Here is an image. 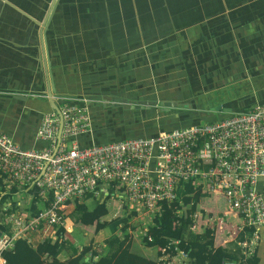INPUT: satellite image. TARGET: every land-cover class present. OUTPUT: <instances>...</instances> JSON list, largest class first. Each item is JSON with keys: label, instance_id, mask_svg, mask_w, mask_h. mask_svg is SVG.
Returning a JSON list of instances; mask_svg holds the SVG:
<instances>
[{"label": "built area", "instance_id": "2783aa9c", "mask_svg": "<svg viewBox=\"0 0 264 264\" xmlns=\"http://www.w3.org/2000/svg\"><path fill=\"white\" fill-rule=\"evenodd\" d=\"M53 100L63 121L58 146L59 118L53 110L42 117L38 127L36 137L43 144L39 149H22L0 131V178L5 191L26 187L34 189L42 201L49 200L35 219L14 211L0 223L4 227L0 229V264H5L1 254L11 250L15 240H28V232L52 240L59 237L55 229L71 233L60 213L86 195L102 202L110 196V188L111 196L119 193L120 208L123 203L137 215L143 213L148 225L157 215L180 217L171 205L182 185L188 184L194 194L222 197L229 209L222 216L206 212L200 202L184 207L190 211L192 232L209 229L215 237L230 238L253 230L249 239L239 243L246 251L258 240L264 227V103L202 125L79 146L78 137L91 133L89 101L55 95ZM229 213L239 217L240 226L226 223ZM145 232L146 228L141 235ZM178 243L171 240L158 247L156 264H185L187 253Z\"/></svg>", "mask_w": 264, "mask_h": 264}, {"label": "crops", "instance_id": "0c3cea01", "mask_svg": "<svg viewBox=\"0 0 264 264\" xmlns=\"http://www.w3.org/2000/svg\"><path fill=\"white\" fill-rule=\"evenodd\" d=\"M53 1V9L43 26L51 0H0V131L22 149L43 146L36 134L42 117L50 111L41 31L53 95L84 98L89 101V110L99 99L110 104L112 100L121 99L144 101L121 98L120 79L124 75V65L128 61H140L142 54L152 60L160 46L173 51L170 38L173 29L180 30L184 39H178L181 43L195 40L196 58L207 72H225L219 69L224 65L222 59L238 56L243 57L242 64H249V74L255 73L264 79V0ZM234 11L243 14L229 16ZM221 16H226L224 21L218 20ZM190 31L196 32L192 35ZM238 66L230 65L233 69ZM100 91L109 94L98 98ZM255 92L261 97V103L245 110L264 103L263 92ZM154 101L159 99L146 103ZM146 107L144 109H155ZM45 108L49 111L43 114ZM224 113L227 112L219 119L231 115ZM191 117L196 121L193 124L210 122L206 121L210 113ZM171 119L168 120L172 122ZM164 122H159L161 128H156L154 131L160 130L155 133L168 130ZM83 136L78 137V142ZM88 136L91 141L95 139L94 134ZM148 136L152 134L145 137ZM23 198H16L17 206L26 204L27 197ZM201 206L208 213L224 215ZM225 221L232 226L241 225V220L233 213L227 214ZM257 236L258 240L250 245L249 251L245 250V254L247 257L255 255L258 264H264V227ZM236 237L217 236L216 246L227 245ZM38 238L43 240L42 236ZM29 240L33 242L36 238L29 236ZM198 264H208V258L202 257Z\"/></svg>", "mask_w": 264, "mask_h": 264}, {"label": "rangeland", "instance_id": "374dc122", "mask_svg": "<svg viewBox=\"0 0 264 264\" xmlns=\"http://www.w3.org/2000/svg\"><path fill=\"white\" fill-rule=\"evenodd\" d=\"M235 14L241 15L243 13L234 11L229 16L233 17ZM225 17L221 16L218 20L224 21ZM187 31L185 33H188ZM195 32L190 31L192 35ZM181 37L180 30L173 29L170 35V38L173 39V51L172 49L166 51L165 46H160L157 49L158 54L152 60L148 59L147 55L142 54L140 55V61H128L124 65V75L120 79V83H122L121 88H123L121 89V98H136L144 101L159 99V101H156L157 108L150 110L140 108L127 109L111 106L110 103L106 101L102 102L99 99L98 103L96 105L91 104L92 109L88 110L91 125L90 134H94L95 139L91 141L88 136L90 134L88 133L81 138L82 141L78 143L79 146H86L92 143H108L128 137L153 135L160 130L154 131L156 128H161L159 122L164 121V126L168 127L166 129L174 128L175 126L192 125L196 121L192 119L191 115L201 116L210 113V118L206 119V121L211 122L218 120L223 113H220V110L216 111L217 107L229 109L232 112L224 114L233 115L261 101V97L255 94V91H262V95H264V90H259L264 88V79H261L255 73H248L247 66L249 64H242L243 57L231 56L228 60L223 58L224 65L219 66V69L223 68L225 72H207V69H203V63L196 58L197 46L195 40L192 43H185ZM179 38L183 39L182 43L178 40ZM135 59H137L136 56ZM132 64L133 66L130 67ZM237 64L239 66L235 69L230 67V65L236 67ZM230 69L234 72L230 71ZM113 80L119 79L114 78ZM204 80L206 81L204 82ZM105 94L109 93L100 91L98 98ZM115 95L119 96L118 94ZM161 99H165V101ZM167 100L183 104L184 107L180 109L169 107L168 110L159 107L161 102H166ZM49 110V112H52L51 107ZM48 111L45 108L43 114ZM175 115L177 119H174ZM10 117H14V115L10 114ZM172 117L173 119H171ZM168 119H171L172 122ZM67 146H70V143ZM20 196L21 194L17 195L16 198ZM111 197L114 200H107L106 210L108 214L100 219V224L103 221H109L124 214L123 203L122 208H120L119 193L116 191ZM96 200L98 203L100 202V199ZM200 204L206 210L212 209L219 212L229 210L220 196L202 199ZM65 220L67 221V219ZM146 221L143 213L138 214L132 220V225L136 228L135 231H132V245L135 247L136 253L150 258L154 257V249L145 248L140 241L141 232H144V229L147 227ZM97 229V222L93 225L88 224L79 230H74L72 234H68L67 238L72 240L73 244L79 248H81L80 245L74 242L76 241V237L79 242L84 241L86 244L101 246L108 236V230L97 231ZM63 257L66 258L67 255L62 254ZM58 258L62 260L61 256Z\"/></svg>", "mask_w": 264, "mask_h": 264}, {"label": "trees", "instance_id": "16d2710c", "mask_svg": "<svg viewBox=\"0 0 264 264\" xmlns=\"http://www.w3.org/2000/svg\"><path fill=\"white\" fill-rule=\"evenodd\" d=\"M34 192V189L27 190L26 187L19 188L17 186H14L10 192H6L3 178H0V222L3 224L5 216L17 210L27 213L28 219H35L48 206L49 200L42 201ZM109 192L111 196L113 190L110 188ZM16 194L27 197L25 205L17 206ZM110 196L98 203L92 195H86L83 200L69 204L66 207L67 211L65 209L60 213L71 225L72 232L96 222L97 231L107 229L108 236L101 246L86 244L84 241L79 242L76 237L74 242H77L81 248L76 247L73 241L67 238V235L72 232L67 233L61 228L55 229L59 236L57 240L46 237L40 241L38 236L41 235L31 231L28 232V238L29 236L36 238V241L17 239L14 241L13 248L5 250L1 254V258L5 264H156L157 248L165 246L171 240H178L179 249L187 253L185 264H198L202 257L208 258V264H224L227 261L235 264H258L255 255L247 257L245 250L239 246L245 237L248 239L251 237L253 230L245 229L237 235L235 240L223 246H216L215 236L209 229L199 233L191 231L190 211L184 210L183 207H187L191 203H198L206 196L199 193L194 194L188 184L182 185L171 205L176 207L180 217L157 215L147 225L146 235L140 236L142 245L155 251L154 257L150 258L136 253L135 247L132 245V231L136 230L132 225V220L137 215L134 209H130L124 204L122 216L103 221L100 224V219L108 214L106 202ZM49 198L50 196H48ZM5 208L7 209L3 210ZM169 212L171 213V211ZM4 226L8 231L10 230L8 224ZM0 229H4V227L0 225ZM62 254L67 255L63 261L58 258Z\"/></svg>", "mask_w": 264, "mask_h": 264}, {"label": "water", "instance_id": "95a60500", "mask_svg": "<svg viewBox=\"0 0 264 264\" xmlns=\"http://www.w3.org/2000/svg\"><path fill=\"white\" fill-rule=\"evenodd\" d=\"M55 1L51 0L49 7L47 9L46 12V18L44 20V22L42 23V25L44 26L50 13L51 10L53 9ZM42 26V27H43ZM40 41L42 42L41 45V50H42V61H43V70H44V77H45V84H46V89H47V96L46 99L49 103V106L51 107V109L57 114L58 118H59V131H58V135H57V146L59 144L60 141V134H61V129H62V117L60 114V111L58 109V107L56 106L54 100H53V89L51 88L50 85V76H49V72H48V63L46 61V55H45V49H44V45H43V33L42 31L40 32ZM113 104L119 105V106H123V108H128V109H135V108H140V109H144L145 106H147L146 108H149L151 106H154L155 108H157V102H149L146 103V101H134V100H126V99H121V100H112ZM159 107L161 108H165V110H168L169 107H173V109H180L183 108L184 105L183 104H178L177 102H161ZM220 110L219 112H227L230 113L231 111L229 109H221V107H217L216 111ZM204 123V121H201V125ZM46 166V165H45ZM45 166L43 167V169L40 172V175L43 173V170L45 168Z\"/></svg>", "mask_w": 264, "mask_h": 264}, {"label": "flooded vegetation", "instance_id": "af4514ba", "mask_svg": "<svg viewBox=\"0 0 264 264\" xmlns=\"http://www.w3.org/2000/svg\"><path fill=\"white\" fill-rule=\"evenodd\" d=\"M171 102H173V101H171ZM170 103V102H169ZM111 106H115V107H122V106H119V105H116V104H111ZM135 109H137V108H135ZM139 109V108H138Z\"/></svg>", "mask_w": 264, "mask_h": 264}, {"label": "clouds", "instance_id": "9594fccd", "mask_svg": "<svg viewBox=\"0 0 264 264\" xmlns=\"http://www.w3.org/2000/svg\"><path fill=\"white\" fill-rule=\"evenodd\" d=\"M151 107H154V106H151ZM8 204V203H7ZM1 223V222H0Z\"/></svg>", "mask_w": 264, "mask_h": 264}]
</instances>
